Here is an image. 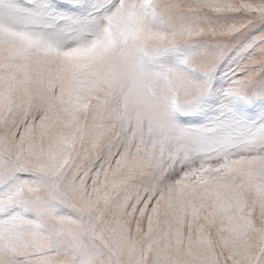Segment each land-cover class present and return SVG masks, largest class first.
Returning a JSON list of instances; mask_svg holds the SVG:
<instances>
[{
	"label": "snow or ice",
	"instance_id": "6c2138e0",
	"mask_svg": "<svg viewBox=\"0 0 264 264\" xmlns=\"http://www.w3.org/2000/svg\"><path fill=\"white\" fill-rule=\"evenodd\" d=\"M0 264H264V0H0Z\"/></svg>",
	"mask_w": 264,
	"mask_h": 264
}]
</instances>
